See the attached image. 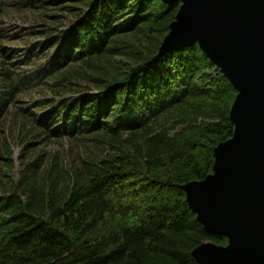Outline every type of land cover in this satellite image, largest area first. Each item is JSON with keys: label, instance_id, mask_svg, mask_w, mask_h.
<instances>
[{"label": "trees", "instance_id": "16d2710c", "mask_svg": "<svg viewBox=\"0 0 264 264\" xmlns=\"http://www.w3.org/2000/svg\"><path fill=\"white\" fill-rule=\"evenodd\" d=\"M181 5L0 0V264H201L229 245L183 187L214 174L239 91L199 44L161 55Z\"/></svg>", "mask_w": 264, "mask_h": 264}, {"label": "water", "instance_id": "95a60500", "mask_svg": "<svg viewBox=\"0 0 264 264\" xmlns=\"http://www.w3.org/2000/svg\"><path fill=\"white\" fill-rule=\"evenodd\" d=\"M180 1L161 55L199 44L239 91L231 119L247 122L216 149L214 174L184 188L204 228L227 247L206 242L201 264H264V0Z\"/></svg>", "mask_w": 264, "mask_h": 264}, {"label": "bare ground", "instance_id": "6f19581e", "mask_svg": "<svg viewBox=\"0 0 264 264\" xmlns=\"http://www.w3.org/2000/svg\"><path fill=\"white\" fill-rule=\"evenodd\" d=\"M247 129V122L243 119L235 120V139H238Z\"/></svg>", "mask_w": 264, "mask_h": 264}, {"label": "rangeland", "instance_id": "374dc122", "mask_svg": "<svg viewBox=\"0 0 264 264\" xmlns=\"http://www.w3.org/2000/svg\"><path fill=\"white\" fill-rule=\"evenodd\" d=\"M14 26H7V29L9 30V29H14L13 28ZM11 47V46H10ZM12 48L13 49H18L19 47H17L16 45H12ZM21 50V49H20ZM18 158H19V154H18V152H16V154H15V159L16 160H18ZM19 171V170H18Z\"/></svg>", "mask_w": 264, "mask_h": 264}]
</instances>
